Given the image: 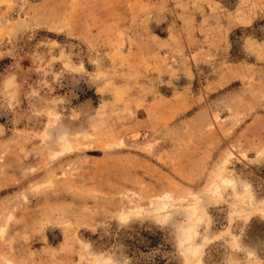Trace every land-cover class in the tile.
<instances>
[{
  "label": "rangeland",
  "instance_id": "374dc122",
  "mask_svg": "<svg viewBox=\"0 0 264 264\" xmlns=\"http://www.w3.org/2000/svg\"><path fill=\"white\" fill-rule=\"evenodd\" d=\"M1 61L0 264H264V0H0Z\"/></svg>",
  "mask_w": 264,
  "mask_h": 264
},
{
  "label": "trees",
  "instance_id": "16d2710c",
  "mask_svg": "<svg viewBox=\"0 0 264 264\" xmlns=\"http://www.w3.org/2000/svg\"><path fill=\"white\" fill-rule=\"evenodd\" d=\"M6 62H7V61H1L0 63H1V64H5Z\"/></svg>",
  "mask_w": 264,
  "mask_h": 264
},
{
  "label": "bare ground",
  "instance_id": "6f19581e",
  "mask_svg": "<svg viewBox=\"0 0 264 264\" xmlns=\"http://www.w3.org/2000/svg\"><path fill=\"white\" fill-rule=\"evenodd\" d=\"M231 181V180H230ZM226 182V181H225Z\"/></svg>",
  "mask_w": 264,
  "mask_h": 264
}]
</instances>
